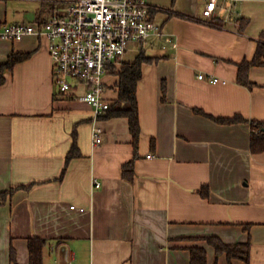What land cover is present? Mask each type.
Here are the masks:
<instances>
[{"label": "crops", "instance_id": "1", "mask_svg": "<svg viewBox=\"0 0 264 264\" xmlns=\"http://www.w3.org/2000/svg\"><path fill=\"white\" fill-rule=\"evenodd\" d=\"M66 1L0 0V24L42 22ZM150 2L172 42L134 43L116 64L142 51L159 59L138 84L137 145L125 117L100 119L94 145V110L77 93L58 96L45 37L0 39V74L11 55L30 54L0 85V264H31V238L48 241L44 264H191L195 247L208 264H264V151H251L249 124L215 120L264 122V66L250 70L251 86L238 81L264 31V0H221L212 24L199 22L202 0ZM117 82L109 71L112 103ZM75 136L79 156L67 163ZM212 237L250 242V262L218 256Z\"/></svg>", "mask_w": 264, "mask_h": 264}, {"label": "built area", "instance_id": "2", "mask_svg": "<svg viewBox=\"0 0 264 264\" xmlns=\"http://www.w3.org/2000/svg\"><path fill=\"white\" fill-rule=\"evenodd\" d=\"M220 1L202 0L204 7L199 22L212 24ZM65 3L63 10L54 12L44 23L0 24V39L17 42L37 35L48 40L58 96L77 93L79 99L93 108L92 137L94 145H99L104 138L97 122L112 105L104 92L109 67L121 61L134 43L145 48L152 40L164 38L171 43L172 39L154 20L150 0H67ZM199 79L225 83L218 77L199 75Z\"/></svg>", "mask_w": 264, "mask_h": 264}, {"label": "trees", "instance_id": "3", "mask_svg": "<svg viewBox=\"0 0 264 264\" xmlns=\"http://www.w3.org/2000/svg\"><path fill=\"white\" fill-rule=\"evenodd\" d=\"M46 20H43L44 23ZM30 54H13L2 67V71L13 70V68L21 61L28 59ZM158 58L148 57L145 51H142L134 62H122L120 66L112 65L109 71L118 77L116 86L118 87V97L112 103L111 108L101 119L125 117L129 119L131 131L134 135L135 145H137L141 133L139 121V104H138V84L143 77V65L152 64L158 61ZM264 66V31L260 36L259 46L256 55L252 61H244L239 65L238 81L241 84L251 86L249 81V72L253 67ZM3 72L0 74V85L4 84L5 78ZM216 121L223 124L246 123L252 128L251 151L254 154H259L264 151V122L251 121L240 115L231 118H215ZM75 142L69 155L67 163L78 157L76 136ZM133 163L125 167V173L131 170ZM66 172V167L63 174ZM12 189L10 192H14ZM203 196H209V187L202 189ZM218 256L227 255L231 262L234 259L243 260L246 263L250 262L251 245L250 242L245 244L228 245L219 238L212 237L208 239ZM48 241L42 238H31L29 240V250L31 255V264H44V250L47 247ZM191 264H208V255L204 248H191Z\"/></svg>", "mask_w": 264, "mask_h": 264}, {"label": "rangeland", "instance_id": "4", "mask_svg": "<svg viewBox=\"0 0 264 264\" xmlns=\"http://www.w3.org/2000/svg\"><path fill=\"white\" fill-rule=\"evenodd\" d=\"M128 53V52H127Z\"/></svg>", "mask_w": 264, "mask_h": 264}]
</instances>
